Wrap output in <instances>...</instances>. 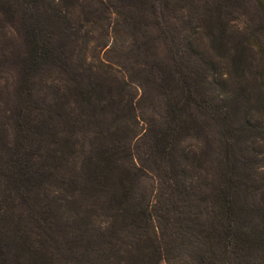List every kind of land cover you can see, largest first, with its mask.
<instances>
[{"label":"trees","instance_id":"trees-1","mask_svg":"<svg viewBox=\"0 0 264 264\" xmlns=\"http://www.w3.org/2000/svg\"><path fill=\"white\" fill-rule=\"evenodd\" d=\"M63 1L0 0L1 28L20 41L2 54L16 75L13 90L6 89L0 101V264H264L259 260L264 258V175H258L256 148L264 146V75L255 88L240 84L218 96L214 81L203 75L210 63L202 52L190 38L182 46L168 32L163 13L168 4L124 0L141 14L152 8L157 32L151 35L148 22H141L144 55L153 41L165 49L164 58L143 60L139 74L144 84L150 82L146 91L163 100V121L147 131L144 152L159 176L160 192L151 200L142 195L140 207L132 209L127 203L134 196V173L122 161L128 147L101 143L81 148L77 164L68 161L72 135L90 125L108 126L102 114L115 119L127 105L118 99L120 89L70 59L65 45L77 28L68 8L60 6ZM122 1L116 3L118 15ZM251 2L264 4L201 0L195 19L186 22H195L193 33L200 29L209 37V50L227 49L225 15ZM251 36L264 55V26ZM253 47L242 40L228 50L236 74L248 65L246 53ZM128 78L125 74L123 85ZM253 109L258 115H249ZM243 110L247 113L240 116ZM213 132L221 156L207 187L199 190L178 177L183 171L178 162L189 152L179 145L180 135L197 143ZM75 193L92 200L80 213L70 206ZM148 225L153 238L144 241L138 231L146 232ZM132 227L134 239L122 241ZM172 247L191 252L170 258Z\"/></svg>","mask_w":264,"mask_h":264},{"label":"rangeland","instance_id":"rangeland-1","mask_svg":"<svg viewBox=\"0 0 264 264\" xmlns=\"http://www.w3.org/2000/svg\"><path fill=\"white\" fill-rule=\"evenodd\" d=\"M117 1L65 0L60 3L63 9L68 8L74 27L77 28L65 45V48L70 51V59L75 65L79 63L87 65L93 72L96 71L98 77L103 81L111 83L116 87V90L120 89L121 91H117L120 92L118 99L122 96L121 100H125L127 105L126 109H120L119 116L115 119H112V116L115 115L102 114V118L105 119V123L109 124L108 126L90 125L89 128L86 127L83 131L79 130L72 135L70 142L73 152L67 155L68 161L77 164L83 155L81 148L88 150L98 144L112 141H118L120 146L128 147L130 151L125 154L126 157L123 156L122 161L126 162L131 172L134 173L135 182L134 196L127 205L132 209H138L140 207L139 197L144 195L145 200H151L153 194L160 192L161 185H159V181H156L159 176L152 170L153 164L146 158L144 152L148 144V134L146 133L149 128L161 125L164 111L162 97L157 92L146 91L150 82L149 85L142 82L139 74L140 72L143 74V70L140 67H143V60L151 61L154 57L164 58L165 49L163 43L153 41L146 46V56L142 52V49H145L142 43L147 40V37L142 34L141 22L144 20L148 22L145 29L151 35L157 32L151 21L153 18L152 8L148 5V8L141 14V12L138 13L137 7H132L123 0L122 4L120 3L121 7H118L121 10L118 15L115 8ZM172 1L162 0L163 4L165 2L166 5L168 4L167 8L163 9L164 18L167 20L166 28L170 35L177 39L175 43L184 46L190 38L189 41L199 52H202L204 58L210 63V67L205 70L203 75L207 76V81H214V92L218 96L223 95L240 84L250 89L255 88L264 75V55L259 54L258 47L255 49V41L251 32L257 29V26H264V4L247 3L241 6L238 11L225 15L226 33L223 36V41L226 43L227 49L214 51L209 50V37L207 38L203 31L197 29L193 33L192 24L195 22L192 21L191 25L186 22L189 18L195 19L197 15L195 10L199 9L201 0ZM130 11L134 17L132 21L128 18ZM132 22L134 27H131ZM196 24L199 27L200 23L196 21ZM3 25H5L4 21H0V101L4 98L6 89L13 90L14 76L16 75L15 69L9 67L2 54L8 53V48L11 45L16 48L20 46L19 38L8 34L7 29L1 28ZM242 40L254 47L252 52L249 50L246 53L248 65L243 66L240 74H236L227 52L234 43ZM134 41L139 48H136ZM125 74H128L129 78L127 84L123 85ZM2 105L0 102V106ZM247 111L250 116L258 115L254 109ZM247 111L243 110L239 112V115L243 116ZM180 136L179 145L185 147V151L189 152L187 157L180 158L178 162V168L183 170L180 171L178 177L194 182L199 190H202L207 187L206 184L213 177L212 167H217L218 159L221 156L219 135L215 132L207 134V137L201 135L200 141L197 143L189 134L182 133ZM256 148L260 152L258 165H261L257 171L258 175L263 176L264 146L257 145ZM75 195L74 202H71L70 206L75 213H80L83 211L82 204L92 200H88L89 198L84 194L75 193ZM142 205L144 204L142 203ZM155 205V209L158 208L157 202ZM144 220L146 219L144 218ZM144 220H139V223L144 225ZM146 229V232H142L141 229L138 232L141 233L142 240L149 241L153 238L151 226H146ZM130 231L131 233L124 231L120 239L122 241L134 239L132 232L135 231V228L132 227ZM189 252L191 249L187 252L186 249L180 250L172 247L167 256L183 259V256L188 257ZM259 260L264 263V258ZM159 264H166V262L161 261Z\"/></svg>","mask_w":264,"mask_h":264}]
</instances>
